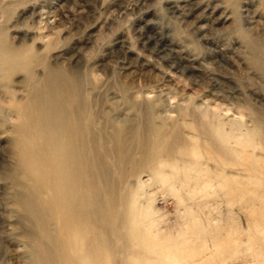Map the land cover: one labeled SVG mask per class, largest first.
<instances>
[{
	"label": "rangeland",
	"instance_id": "1",
	"mask_svg": "<svg viewBox=\"0 0 264 264\" xmlns=\"http://www.w3.org/2000/svg\"><path fill=\"white\" fill-rule=\"evenodd\" d=\"M0 29L21 53L17 67L0 70V264H28L27 234L39 230L34 208L20 202L37 191L20 167L16 127L28 122L19 103L48 66L76 75L93 130L107 139L114 124L123 133L116 152L97 145L103 177L118 188L139 177L158 235L195 249L197 264H264V0H0ZM194 106L230 135L233 192L222 176H204L180 194L132 166L152 124L169 130L174 121L194 142Z\"/></svg>",
	"mask_w": 264,
	"mask_h": 264
},
{
	"label": "bare ground",
	"instance_id": "2",
	"mask_svg": "<svg viewBox=\"0 0 264 264\" xmlns=\"http://www.w3.org/2000/svg\"><path fill=\"white\" fill-rule=\"evenodd\" d=\"M19 54L20 47L11 45L0 29L1 72L6 63L17 67ZM88 102L74 73L48 66L40 81L30 87L26 100L19 103L24 108L20 116L28 121L15 126L20 136L16 139L20 167L37 191L20 201L34 208L39 229L27 234L28 264H197L195 249L184 250L177 236L166 238L150 226L156 219L140 201L143 182L139 177L136 185L128 180L121 188L113 179L103 177L107 164L99 157L97 145L116 152L123 146L117 141L123 133L114 124L107 139L93 130L87 119ZM152 116L157 117L155 113ZM192 116L200 118L194 142L181 137L174 121L169 130L152 124L149 137L140 141L142 150L131 159L132 166L177 193L188 186L194 190L204 176V181L222 176L223 184L233 192L237 177L225 174L224 166L232 162L236 151L227 143L230 135L224 122H213L211 114L199 106H194ZM262 120L257 131L264 145ZM199 135L206 140L199 141ZM200 157L205 165L212 161L220 172L213 174L215 171L199 162ZM27 189L31 187L27 185ZM46 212L52 229L45 225ZM212 257L207 260L213 261Z\"/></svg>",
	"mask_w": 264,
	"mask_h": 264
}]
</instances>
